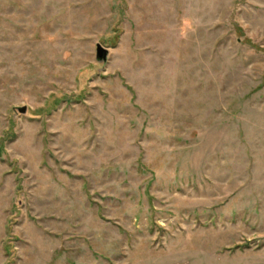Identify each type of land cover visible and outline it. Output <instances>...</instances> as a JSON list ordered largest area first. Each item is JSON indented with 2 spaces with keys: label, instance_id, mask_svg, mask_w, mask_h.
Here are the masks:
<instances>
[{
  "label": "rangeland",
  "instance_id": "1",
  "mask_svg": "<svg viewBox=\"0 0 264 264\" xmlns=\"http://www.w3.org/2000/svg\"><path fill=\"white\" fill-rule=\"evenodd\" d=\"M0 264H264V0H0Z\"/></svg>",
  "mask_w": 264,
  "mask_h": 264
},
{
  "label": "water",
  "instance_id": "2",
  "mask_svg": "<svg viewBox=\"0 0 264 264\" xmlns=\"http://www.w3.org/2000/svg\"><path fill=\"white\" fill-rule=\"evenodd\" d=\"M108 56V49L99 43H95L94 58L97 62L104 63ZM18 113H25L26 107L24 105L14 107Z\"/></svg>",
  "mask_w": 264,
  "mask_h": 264
}]
</instances>
